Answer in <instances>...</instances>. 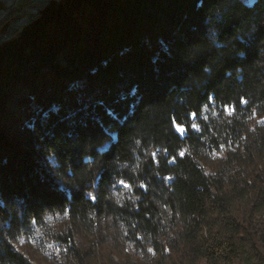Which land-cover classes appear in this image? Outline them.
Segmentation results:
<instances>
[{
	"label": "trees",
	"instance_id": "16d2710c",
	"mask_svg": "<svg viewBox=\"0 0 264 264\" xmlns=\"http://www.w3.org/2000/svg\"><path fill=\"white\" fill-rule=\"evenodd\" d=\"M19 2L0 264H264V0H48L26 20ZM50 220L62 262L33 243Z\"/></svg>",
	"mask_w": 264,
	"mask_h": 264
},
{
	"label": "rangeland",
	"instance_id": "374dc122",
	"mask_svg": "<svg viewBox=\"0 0 264 264\" xmlns=\"http://www.w3.org/2000/svg\"><path fill=\"white\" fill-rule=\"evenodd\" d=\"M5 3L4 9H2V14L5 15L7 13V8L11 4H14L16 0H2ZM13 1V2H12ZM21 6V12H26V15L23 17L22 20H26L28 18V12L34 11L37 12L39 7L45 4L48 0H19ZM0 15V16H1ZM51 220L47 222L46 225L42 226H35L33 228V243L37 242L41 249H43L44 254L52 259L58 260L60 262L63 261V256L65 253V248L61 244H59L56 240H54L50 236V232L48 228H50ZM31 242V241H30Z\"/></svg>",
	"mask_w": 264,
	"mask_h": 264
},
{
	"label": "snow or ice",
	"instance_id": "6c2138e0",
	"mask_svg": "<svg viewBox=\"0 0 264 264\" xmlns=\"http://www.w3.org/2000/svg\"><path fill=\"white\" fill-rule=\"evenodd\" d=\"M241 100H242V102H244V103L247 102V101H246V98H241ZM225 110L231 115L232 112L234 111V106H232V105H225ZM191 115H192L193 118H195V117L198 115V113H197V112H192ZM175 127H176L177 131H178L179 133H181V134H183V133H185V132L187 131V126L184 125V124L179 123L178 121L175 123ZM191 127H192L193 129L199 130L200 125L197 124V123H193V124L191 125ZM185 155H186L185 152H180V156H181V157H183V156H185ZM153 156L155 157V156H156V153H153ZM173 160H175V157H173ZM169 179H171V177H169ZM120 183H121V184H124L126 187H129V188L131 187V184H128L127 182H125V181H123V180L120 181ZM145 187H146V186H145ZM94 198H95V197H93V199H94Z\"/></svg>",
	"mask_w": 264,
	"mask_h": 264
}]
</instances>
